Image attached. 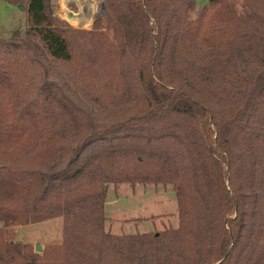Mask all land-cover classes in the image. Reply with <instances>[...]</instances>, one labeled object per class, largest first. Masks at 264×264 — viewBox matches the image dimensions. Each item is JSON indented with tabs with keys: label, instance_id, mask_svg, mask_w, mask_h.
Returning <instances> with one entry per match:
<instances>
[{
	"label": "trees",
	"instance_id": "obj_1",
	"mask_svg": "<svg viewBox=\"0 0 264 264\" xmlns=\"http://www.w3.org/2000/svg\"><path fill=\"white\" fill-rule=\"evenodd\" d=\"M1 1L27 29L0 38V264H264V0H106L89 32ZM110 184L172 185L178 228L112 235ZM64 215L62 245L11 241Z\"/></svg>",
	"mask_w": 264,
	"mask_h": 264
},
{
	"label": "rangeland",
	"instance_id": "obj_2",
	"mask_svg": "<svg viewBox=\"0 0 264 264\" xmlns=\"http://www.w3.org/2000/svg\"><path fill=\"white\" fill-rule=\"evenodd\" d=\"M202 7L209 0H196ZM54 16L63 24L77 32L94 30L96 20L106 11V0H49ZM27 29L26 10L0 2V38L8 39L15 31L22 34ZM77 40L84 47L89 39L77 34ZM179 226V210L176 193L172 185L163 184H120L109 185L106 198L105 229L115 236H132L150 233L159 234L166 229ZM2 226L0 225V228ZM72 223L64 216L42 222L13 228L11 241L31 247L36 253H44L48 246L62 245L71 233ZM70 232V233H69ZM37 245L42 252H37Z\"/></svg>",
	"mask_w": 264,
	"mask_h": 264
},
{
	"label": "water",
	"instance_id": "obj_3",
	"mask_svg": "<svg viewBox=\"0 0 264 264\" xmlns=\"http://www.w3.org/2000/svg\"><path fill=\"white\" fill-rule=\"evenodd\" d=\"M19 8H20L22 11H25V10H26V7L23 6V5H20ZM36 251H37V252H42V246H41V245H37V247H36Z\"/></svg>",
	"mask_w": 264,
	"mask_h": 264
},
{
	"label": "crops",
	"instance_id": "obj_4",
	"mask_svg": "<svg viewBox=\"0 0 264 264\" xmlns=\"http://www.w3.org/2000/svg\"><path fill=\"white\" fill-rule=\"evenodd\" d=\"M0 225L2 226V223H0Z\"/></svg>",
	"mask_w": 264,
	"mask_h": 264
}]
</instances>
